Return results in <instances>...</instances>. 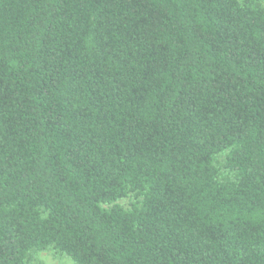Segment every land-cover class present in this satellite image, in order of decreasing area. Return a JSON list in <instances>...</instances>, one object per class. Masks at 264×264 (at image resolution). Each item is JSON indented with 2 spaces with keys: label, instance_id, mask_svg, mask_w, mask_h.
<instances>
[{
  "label": "trees",
  "instance_id": "obj_1",
  "mask_svg": "<svg viewBox=\"0 0 264 264\" xmlns=\"http://www.w3.org/2000/svg\"><path fill=\"white\" fill-rule=\"evenodd\" d=\"M264 264V0H0V264Z\"/></svg>",
  "mask_w": 264,
  "mask_h": 264
},
{
  "label": "rangeland",
  "instance_id": "obj_2",
  "mask_svg": "<svg viewBox=\"0 0 264 264\" xmlns=\"http://www.w3.org/2000/svg\"><path fill=\"white\" fill-rule=\"evenodd\" d=\"M27 264H76L69 256L53 248L43 251H33Z\"/></svg>",
  "mask_w": 264,
  "mask_h": 264
}]
</instances>
